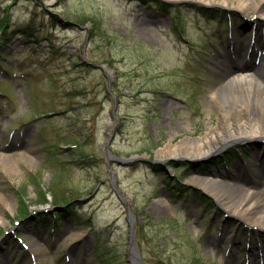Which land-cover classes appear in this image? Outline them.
<instances>
[{
    "label": "rangeland",
    "instance_id": "obj_1",
    "mask_svg": "<svg viewBox=\"0 0 264 264\" xmlns=\"http://www.w3.org/2000/svg\"><path fill=\"white\" fill-rule=\"evenodd\" d=\"M261 2L0 0V151L18 159L0 164V264H129L128 212L143 264H248L264 233L190 180L250 183L264 145L191 159L183 141L219 123L230 36L239 59L251 36L264 48Z\"/></svg>",
    "mask_w": 264,
    "mask_h": 264
},
{
    "label": "bare ground",
    "instance_id": "obj_2",
    "mask_svg": "<svg viewBox=\"0 0 264 264\" xmlns=\"http://www.w3.org/2000/svg\"><path fill=\"white\" fill-rule=\"evenodd\" d=\"M235 1L239 2L237 9L241 12L248 10L252 5L251 0H200L209 7L221 6L228 10L233 7L229 6V3ZM261 3L255 7V12L259 14L258 19L253 22L257 24L256 31L261 28L258 23L264 19V8L261 9L264 5ZM214 66L220 74L228 69L225 72V82L217 87L207 99L210 111L219 112V123L217 126L209 125L207 132L201 137H190L184 140L183 157L203 159L222 154L229 148L255 141L264 142V64L260 67L262 73L254 71L251 66L242 64L234 65L240 70L236 72L232 68L233 64H227L223 60L215 61ZM260 156H262V168L264 169V148L256 152L254 158ZM22 157L27 161L31 160L26 153ZM160 157H163V153ZM0 164L8 171H16L18 159L12 154L0 151ZM236 167L242 169L239 162H236ZM220 178L216 177L213 172H209L206 177L193 176L190 182L213 196L227 212L240 217L250 227H257L258 232L264 233V193L261 192V187L264 185V170L260 169L256 186L248 184V180H241V183L231 186ZM0 201L11 206V199L1 192ZM161 202L169 207L166 199ZM1 220L4 221L0 216ZM84 234L85 232L73 233V239L79 241ZM29 245L32 250L36 251L39 244L31 241ZM132 260L134 264H137L134 256Z\"/></svg>",
    "mask_w": 264,
    "mask_h": 264
},
{
    "label": "water",
    "instance_id": "obj_3",
    "mask_svg": "<svg viewBox=\"0 0 264 264\" xmlns=\"http://www.w3.org/2000/svg\"><path fill=\"white\" fill-rule=\"evenodd\" d=\"M262 144L261 143H257L256 145H252V147H261ZM135 229H134V222L131 221V225H130V255L128 256L129 258V264H134L133 260H132V256L135 257L137 264H143L140 254L137 252L136 247H135Z\"/></svg>",
    "mask_w": 264,
    "mask_h": 264
},
{
    "label": "trees",
    "instance_id": "obj_4",
    "mask_svg": "<svg viewBox=\"0 0 264 264\" xmlns=\"http://www.w3.org/2000/svg\"><path fill=\"white\" fill-rule=\"evenodd\" d=\"M22 213H23V215H27V214H29V212H28V209H27V206L25 205L22 209ZM39 217V216H38ZM39 218H42L41 216L39 217Z\"/></svg>",
    "mask_w": 264,
    "mask_h": 264
}]
</instances>
